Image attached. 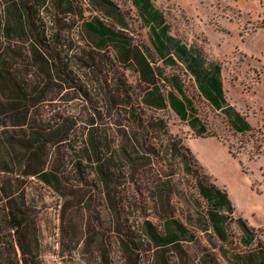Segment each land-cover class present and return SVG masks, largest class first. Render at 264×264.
I'll return each instance as SVG.
<instances>
[{
	"label": "trees",
	"instance_id": "16d2710c",
	"mask_svg": "<svg viewBox=\"0 0 264 264\" xmlns=\"http://www.w3.org/2000/svg\"><path fill=\"white\" fill-rule=\"evenodd\" d=\"M131 2L149 30L144 51L115 0H0V233L14 232L0 240V255L11 247L16 264H42L28 236L36 227L28 199L35 180L60 193L63 182L97 180L109 198L140 161L157 157L183 171L199 203L188 224L167 219L158 229L144 221L146 237L181 245L196 243L200 232L221 256L204 248V264H264L261 231L236 216L228 192L156 112L170 110L196 137L223 140L187 96L190 78L234 132L254 128L225 99L220 66L173 37L151 0ZM162 62L176 68L167 73ZM129 71L138 74V87Z\"/></svg>",
	"mask_w": 264,
	"mask_h": 264
},
{
	"label": "rangeland",
	"instance_id": "374dc122",
	"mask_svg": "<svg viewBox=\"0 0 264 264\" xmlns=\"http://www.w3.org/2000/svg\"><path fill=\"white\" fill-rule=\"evenodd\" d=\"M151 1L163 14L173 37L220 66L225 99L254 130L244 134L234 132L224 113L200 97L190 78L184 83L187 96L194 98L199 116L211 132L223 140L196 137L187 123L170 110L156 113L166 114L171 134L190 148L216 184L228 192L236 216L260 230L264 241V0ZM83 2L86 16H90L93 13L88 3ZM115 2L121 10L118 18L126 17L136 46L144 51L143 44L150 46L149 30L138 10L131 0ZM164 64L160 63L167 73L176 68ZM127 77L138 87L137 73L129 71ZM169 164L157 157L140 161L126 184L119 188L121 191L116 190L117 194L109 198L102 194L97 180L84 184L76 180L63 182L61 193L35 180L28 199L36 227L28 229V236L40 262L204 264V248L209 249L210 255L221 257L200 232L195 244L162 246L146 237L142 229L144 221H151L158 229L164 227L167 219L188 224L198 208L192 183L180 168ZM163 199L169 200V205L160 204ZM3 212L0 197V214ZM2 229L0 240L7 241L14 232ZM6 249L1 252L6 255H0V264L2 261L16 264L13 256L7 255L11 247ZM220 264L225 261L222 259Z\"/></svg>",
	"mask_w": 264,
	"mask_h": 264
}]
</instances>
